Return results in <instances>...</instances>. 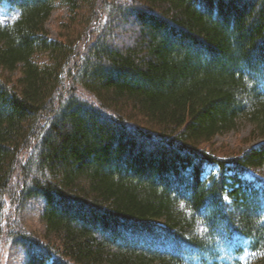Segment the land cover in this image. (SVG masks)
<instances>
[{
	"label": "trees",
	"instance_id": "trees-1",
	"mask_svg": "<svg viewBox=\"0 0 264 264\" xmlns=\"http://www.w3.org/2000/svg\"><path fill=\"white\" fill-rule=\"evenodd\" d=\"M238 120L264 137V0H0V252L264 264V143L208 149Z\"/></svg>",
	"mask_w": 264,
	"mask_h": 264
},
{
	"label": "rangeland",
	"instance_id": "rangeland-1",
	"mask_svg": "<svg viewBox=\"0 0 264 264\" xmlns=\"http://www.w3.org/2000/svg\"><path fill=\"white\" fill-rule=\"evenodd\" d=\"M66 17V10L63 7L56 8L48 21L45 24V29L50 38H55L58 35V26ZM252 125L245 120H238L234 129L216 135L211 141L208 149L220 156H233L241 150L247 149L251 145L264 143V137H252ZM248 139H251L250 141ZM249 141V143H248ZM250 179L257 177L264 180V165L261 167L250 169L247 172ZM23 225L26 229L37 230L40 227L38 215L34 213H24ZM7 246L6 242L3 243ZM0 252V264H21V252L19 250H5Z\"/></svg>",
	"mask_w": 264,
	"mask_h": 264
}]
</instances>
